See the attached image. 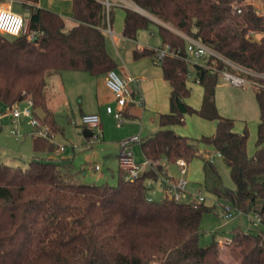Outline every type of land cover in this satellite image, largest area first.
<instances>
[{
    "label": "trees",
    "instance_id": "obj_1",
    "mask_svg": "<svg viewBox=\"0 0 264 264\" xmlns=\"http://www.w3.org/2000/svg\"><path fill=\"white\" fill-rule=\"evenodd\" d=\"M17 1L33 36L0 33V101L10 108L31 98L34 115L56 132L59 126L46 104L50 79L67 70L98 76L116 68L105 35L115 7L101 0H71L75 24L66 28L64 18L38 6V0ZM131 1L162 23L124 7L122 37L136 40L140 30L154 23L161 45L179 51L156 62L170 85L169 109L157 114L156 131L141 136L139 147L150 165L134 180H125L118 169L111 185L66 180L60 164L44 158L33 157L26 167L0 163V264H227L214 234L200 244V221L213 206L148 195L145 179L164 173L163 159L170 163L179 157L187 162L200 157L204 188L236 213L259 218L256 232H233L229 255L235 264H264V14L246 0ZM176 31L217 53L218 70L238 72V66L252 72L241 71L256 83L259 117L252 154L247 152V126L235 131V120L216 106L218 70L193 64L201 102L194 108L185 101L190 71L185 40ZM154 53L147 46L131 50L135 60L153 59ZM186 114L215 121L214 132L199 137L178 133L173 126L182 125ZM32 144L35 151L52 147L41 136L33 137ZM200 144L220 153L233 188L222 184Z\"/></svg>",
    "mask_w": 264,
    "mask_h": 264
},
{
    "label": "rangeland",
    "instance_id": "obj_2",
    "mask_svg": "<svg viewBox=\"0 0 264 264\" xmlns=\"http://www.w3.org/2000/svg\"><path fill=\"white\" fill-rule=\"evenodd\" d=\"M246 1L252 3L259 13L264 14V0ZM11 4H13V11L19 12V14L23 16L24 13L21 3L15 0L11 2ZM143 12L154 21L162 23L160 20L145 11ZM66 24L67 26H70L69 21H67ZM166 25L173 28L168 24ZM139 35L145 39L144 41L151 45L160 41L157 26L154 23H151L146 29L142 30ZM258 36L259 35H256L255 37L258 38ZM106 44L107 50L118 63L120 61L119 56H124L126 50L135 46V42L133 40L120 38L113 41L109 35L106 36ZM188 68L190 71L188 77L190 95L185 99V101L194 108H198V105H200L201 102V98L198 95L200 88L198 82L195 81L193 65L188 63ZM69 71L76 74L71 81L73 83L84 81L82 76H90L88 78H91L90 80L92 82H95L96 80L94 75H91L86 71ZM238 73L246 76L245 73L239 70ZM217 85L215 96L217 95V103L220 105L221 112L219 113L235 120V131L240 132L245 125L247 126L249 132L247 152L248 154H252L255 151L256 128L259 117L258 106L254 96L256 88L255 84L248 82L243 87H237L230 85L222 78H219ZM85 89L86 88H84V90ZM82 97L83 100L81 103L80 99L75 98L70 100L74 113L73 115L70 113L67 116L64 111L62 112V109L54 113L55 120L59 125V130L56 135L57 141L65 142L67 144L66 152L68 153L71 152V145L82 144V126L80 124V115L78 114L80 105H82L83 109L87 110L99 107L101 134L104 136L102 141L111 142L110 146L113 145L112 142L138 134L139 131L142 135H145L153 133L159 128L155 115L157 111L144 110V114L139 117L135 116L127 118L123 116L122 123L118 125L116 119L111 114L105 112V103L97 106V100L94 96L87 93H83ZM110 106L115 108L116 103L110 104ZM137 107L141 108L140 106ZM158 113L162 112L158 111ZM71 120H74L76 124L74 125L71 123ZM12 121L13 118L9 113V108L0 101V163L26 167L29 160L33 157L41 158L49 155L50 150L42 149L35 151L33 149L30 136L32 126L30 125L29 118L27 116H20L18 118V123H13ZM12 129H16L20 132L21 136L19 139H16L11 133ZM173 129L183 135L199 137L201 135L212 134L215 130V121L203 119L196 114H186L184 117V123L182 125L173 126ZM51 133L53 132H50V134ZM102 135L99 137V140L102 139ZM89 140L91 142L95 141L93 144L95 149L79 150V152L73 156L72 165L61 169L64 178L69 181L85 184H98L101 182H106L111 185L115 184L117 177L115 164L113 162L109 163L106 160V157L108 158V156L105 155L103 151L107 150V147L105 148V146L109 145H104L103 143L105 142H99L97 139L92 140L89 138ZM138 150H136L135 155L138 160L142 161L143 157L140 156ZM204 150H210L203 153L204 155H210L211 159L215 163L221 177L222 184L225 187L233 188L234 184L230 178L229 169L223 162L222 158L214 154L215 152L212 148L204 147V145L200 144V151ZM92 151L95 152V155L92 154ZM95 162H98L101 165L99 170L94 169L93 165ZM82 166L83 169H81ZM186 169L185 178L188 181L186 186L188 196L184 200H197L198 194H202L205 197L204 203L208 206H213L211 211L203 214L200 221L199 228L201 245L208 243L213 234L218 241H222L225 237L231 238L233 231L237 226L241 227L242 231L245 232H256L259 229V226L251 222V218L244 213H237L229 219L223 218L221 201H218L216 196L207 191L202 184V160L200 157H195L190 162H187ZM85 171L87 172V175L84 174ZM168 173L175 178L180 176L178 167L173 162L168 163ZM103 177L107 178L103 179ZM150 183L152 185V190H150L149 195L156 199L162 197V193L157 182L153 180ZM219 248L221 258H225V262L227 264H235L231 258L225 257V251L228 250L229 244L220 245Z\"/></svg>",
    "mask_w": 264,
    "mask_h": 264
},
{
    "label": "built area",
    "instance_id": "obj_3",
    "mask_svg": "<svg viewBox=\"0 0 264 264\" xmlns=\"http://www.w3.org/2000/svg\"><path fill=\"white\" fill-rule=\"evenodd\" d=\"M104 4L106 7H108L109 5L107 0H105ZM135 10L144 13V10L136 5ZM236 11L240 12V8H237ZM176 32L180 34V36H182L185 40L184 50L188 63H191L192 65L199 64L203 68L208 69L210 72L218 70L215 66L216 57H219L217 53H215L205 43L201 42L198 38L180 31ZM0 33L12 36L27 33L29 38L33 36V34L29 33L27 20L21 14L7 7L0 8ZM178 52V50L171 49L169 44H162L155 47L153 60L156 62H160L165 56L176 55L178 54ZM235 67H237L240 71L252 74V72L247 69L238 66ZM218 71L220 78H222L226 83L230 85L243 87L248 82L256 85V83L252 79H249L241 73L232 72L225 68ZM196 82H198V79H196ZM104 83L106 87L111 91L116 103L115 108L110 105H106L105 111L111 114L116 119L118 125H120L123 121V110L126 106H143V94L139 89V81L134 76L121 77L114 69H111L104 74ZM130 83L135 84L136 90H132L129 87ZM9 113L14 118V123H18V118L20 116H27L29 118V123L32 126L33 134L35 136L49 138L50 132L48 126L40 122V120L35 117L33 113V102L31 98L25 97L20 102L14 103L9 108ZM80 124L92 130L89 138H91L92 140L99 139V137L101 136V127L100 116L97 113L81 114ZM11 133L16 139L20 135V133L16 129H12ZM140 141L141 135L138 133L128 138L121 139L118 142L117 161L119 169L124 171L123 178L125 180H134L138 178L142 174V172L150 165L149 160L145 159L144 157L142 161L136 158L134 146L139 145ZM60 149H62V146L60 147ZM215 154L217 156H220V153L218 152ZM163 161L165 162V159H163ZM173 163H175V165L178 167L180 176L178 178H175L173 176H169L164 171V173L157 176L156 179L146 178L145 186L148 190V195L150 190H152V185L150 182L155 180L159 185L160 191L162 193V198L164 199H172L174 201L180 202H204L205 197L202 194H198L197 200H184L188 196V191L186 190L188 181L185 178L187 161L179 157L176 158ZM95 168H98V166L96 165ZM149 197L154 198L150 195ZM221 205L223 218L229 219L237 214L228 203L222 202ZM249 217L251 218V222H253L254 224L259 223V218L257 216ZM230 242L231 238L225 237L222 241H218V247L224 244L228 245Z\"/></svg>",
    "mask_w": 264,
    "mask_h": 264
},
{
    "label": "crops",
    "instance_id": "obj_4",
    "mask_svg": "<svg viewBox=\"0 0 264 264\" xmlns=\"http://www.w3.org/2000/svg\"><path fill=\"white\" fill-rule=\"evenodd\" d=\"M13 1L15 0H0V8L7 7L13 10V4H11V2ZM101 1L103 3L105 2V0H101ZM107 1L109 5H112L115 7V14H114V20H113L112 26L105 29V35L106 36L109 35L113 41L115 39L117 40L120 38L126 39L122 37L121 35L123 18L125 14L123 8L128 7V8L135 9V4L131 0H107ZM37 5L59 13L64 18L66 28H69L70 26H73L75 24V21L72 18L71 0H38ZM67 21H69L70 26H67L66 24ZM141 31L142 30L138 32L136 40H133L135 42L134 47H137L139 49L144 46L155 48L161 45V40L158 43H155L152 45L144 41L145 39L139 35ZM132 48L129 50H126L124 56L122 57L119 56L120 61L119 63L117 62V66L114 70L121 77L134 76L139 81L138 83L139 89L141 93L143 94L144 104L143 106H140L141 108L134 106V105L126 106L123 110V116L127 118H131L135 116L139 117L144 114L145 112L144 110H152V111H157L155 114L157 118L158 111L167 112L169 109L168 96H169V91H170V85L163 78L162 70L160 66L156 64V61L151 59V57H143V58L136 59V60L133 59L131 55ZM74 75L76 74L67 70V71H63L59 74L54 75L50 79V89L48 91L46 104H47V107L53 113L58 112L59 110L62 109V112L64 111L67 114V116L70 113L73 115L74 113L72 110V106L70 104L71 103L70 100L75 99V98L80 99V103H81L83 100V97H82L83 93H87L89 95L94 96V98L97 100V104H98L97 106L102 105L103 103H105V106L115 103L111 91L106 87L104 83V75L95 76L96 77L95 82H92L90 80L91 78H88L90 76H82L84 78V81H78V82L73 83L71 81L73 80ZM129 87L132 90H136L135 88L136 86L134 83H130ZM84 88L86 89L84 90ZM199 88L200 89H199L198 95L201 98L202 88L200 85H199ZM215 94H216V91H215ZM215 97H216L215 100L217 103V95ZM216 105L219 109V112H221L220 105L218 103ZM83 113H97L99 115V107L91 109V110L89 109L87 110V109H83L82 105H80L78 114L81 115ZM12 122L14 123V118ZM70 122L73 123L74 125L76 124L74 120H71ZM100 127H101V122H100ZM58 130L56 132L51 133L49 138H47L48 142L51 143L52 145L51 149H47V150H50L49 155H47L46 157H41V158L58 162L61 168H65V167H69L70 165H72L71 163L73 160V156H75L79 152V150L95 149V147H93V144L95 141L91 142L89 140L90 135L84 134V130H89L91 134L92 130L90 128L82 126V135H83V138L81 140L82 144L81 145L79 144L71 145L70 153L66 152L67 144L65 142L57 141L56 135L58 133ZM138 133L142 136L140 131ZM20 136L21 134L18 136L17 139H19ZM30 136H31V141L33 143V137H35V135L33 134V129H31ZM103 137L104 136L102 135V139L101 140L97 139V141L105 142L103 143L104 145L105 144L109 145V146H105V148L107 147V150H103V151L105 155L108 156V158L106 157V160L109 163L113 162L115 164V168L117 172V170L119 169L118 161H117V153H118V142L120 139L116 140L115 142H112L113 145L110 146L111 142L102 141ZM61 146H62V149H60ZM136 150H138L140 156L143 157L139 145L134 146L135 154H136ZM93 151H96V150H93ZM93 151H92V154L95 155V152ZM208 151L210 150H204V152H208ZM87 158H90V157H87ZM162 163L164 165V168H165L164 170L166 174L169 175L168 163H165L164 161H162ZM96 165L98 166V168H95ZM93 167L95 170H99L101 168V165L98 162H95ZM81 169H83V166L81 167ZM84 174L87 175V172L85 171ZM106 178L107 177H103V179H106ZM161 198L162 197H160L159 199ZM247 216H250V215H247ZM238 230L242 231L241 227H238V226L235 227L234 231H238ZM225 257L230 258L229 248L227 251H225ZM222 259L226 261L225 258H222Z\"/></svg>",
    "mask_w": 264,
    "mask_h": 264
},
{
    "label": "water",
    "instance_id": "obj_5",
    "mask_svg": "<svg viewBox=\"0 0 264 264\" xmlns=\"http://www.w3.org/2000/svg\"><path fill=\"white\" fill-rule=\"evenodd\" d=\"M137 6V5H136ZM84 134L85 135H90V131L89 130H84Z\"/></svg>",
    "mask_w": 264,
    "mask_h": 264
}]
</instances>
